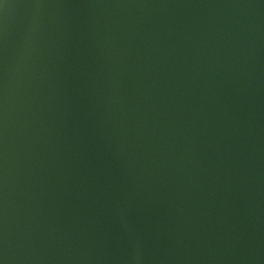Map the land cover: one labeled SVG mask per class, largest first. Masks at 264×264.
Wrapping results in <instances>:
<instances>
[{
  "label": "water",
  "instance_id": "1",
  "mask_svg": "<svg viewBox=\"0 0 264 264\" xmlns=\"http://www.w3.org/2000/svg\"><path fill=\"white\" fill-rule=\"evenodd\" d=\"M0 264H264V0H0Z\"/></svg>",
  "mask_w": 264,
  "mask_h": 264
}]
</instances>
